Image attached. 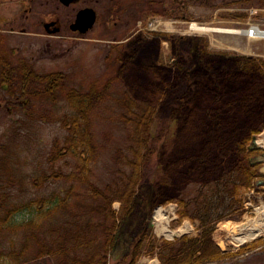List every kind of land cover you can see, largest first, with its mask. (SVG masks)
I'll list each match as a JSON object with an SVG mask.
<instances>
[{"label": "trees", "instance_id": "trees-1", "mask_svg": "<svg viewBox=\"0 0 264 264\" xmlns=\"http://www.w3.org/2000/svg\"><path fill=\"white\" fill-rule=\"evenodd\" d=\"M213 1L168 0L160 15L181 17L182 4L215 7ZM255 1L264 8V0ZM235 2L238 0L221 4ZM214 55L226 56L221 52ZM216 59H204L203 74H195L192 78L189 72L183 70L181 73L182 78L195 86L188 97L190 101L203 93L202 101L208 102L210 90L214 86L221 94L227 87L225 83L240 77L256 78L251 79L256 80V85L253 83L244 93L248 91L251 96L255 92H264V59L229 54L219 70L214 65ZM9 64L13 70L6 77L12 78L13 81H9L12 89L0 90L4 99L10 101L9 98L15 95L24 97V104H20L23 115L27 111L33 114L28 117L30 120H58L64 129V136L61 140L53 141L45 158L47 170L42 169L31 185L18 191L14 184H10V175L6 174V178L0 179V239L7 236L5 245L0 247V264H39L40 261L49 264H109L108 259L117 241V230L125 220L133 217L136 202L142 212L141 229L135 234L125 254L112 264H133L142 254L156 255L159 264H205L242 253L246 248L260 243L245 244L237 253L225 254L215 245L212 231L222 220H238L244 211V192L253 188L258 180H264L263 148L254 143L256 135L264 130V93L260 95L262 105L245 110L249 117L241 126V111L237 112L234 95L228 96L227 101L221 103L222 106L218 105V97L213 98L219 108H206L205 115L213 117L223 110L222 113L228 117L222 124L217 123L218 129H222L213 131L217 135L212 136L209 132L206 137L201 136L199 147L191 146V152L184 151L188 144L186 137L202 126L198 123L189 124L193 106H187V111L181 113L184 109L180 102L184 98H179L173 104L178 111L174 112L171 119L161 120L155 117L153 107L150 108L143 101L134 104L137 102L133 100L134 97L126 94L120 113V119L126 127L125 138L115 148L109 179L102 183L96 181L91 167L96 161L97 147L90 131L91 119L87 107L105 98L119 102L120 97L108 92L91 95L66 90L61 82L59 88L66 90L69 104L65 112L56 116L51 109L40 111L35 105V101L52 95L50 88H38V83L48 81L39 80L41 76L31 78L19 66ZM2 68L0 65V79L4 78L1 75ZM163 72L169 71L153 73L151 79L155 88L167 91L173 79H162ZM12 73L16 76L12 77ZM259 85H262L261 91ZM197 88L200 89L198 93ZM116 90L122 92L120 88ZM38 91L48 94L42 97ZM146 96L152 99L151 92H147ZM249 96L247 93L248 101ZM161 99L162 95L157 96L156 92L153 101ZM250 99L257 100L254 96ZM147 100V103H151ZM181 117L186 120L172 132L176 133L172 147H176V156L180 158L173 160L170 154L164 155L165 147L171 122ZM8 148L0 146V167L4 172L11 168L14 158L5 151ZM54 181L56 185L46 193H35L45 183ZM146 182L152 185L151 197L148 199L142 191V185ZM185 185L193 187L186 189ZM174 187L176 194L164 198L163 202H176L178 217L196 221L198 232L195 235L183 234L173 240L160 239L152 235L147 227L148 217L144 205L150 202L151 209L162 198L166 188ZM114 201H119L117 209L113 207Z\"/></svg>", "mask_w": 264, "mask_h": 264}, {"label": "rangeland", "instance_id": "rangeland-1", "mask_svg": "<svg viewBox=\"0 0 264 264\" xmlns=\"http://www.w3.org/2000/svg\"><path fill=\"white\" fill-rule=\"evenodd\" d=\"M17 1L0 0V16L3 15V17L9 18V15L15 12ZM167 1L138 0V5L134 10L137 11V15L139 16L136 17V20L128 23V25H126L125 17L123 21V18L119 19L114 16L111 19L116 20V23H113V21L108 22L107 20L110 19H108L106 10L104 11L103 6L97 4L96 12L98 13V18L93 28L83 35L70 34L73 37L65 40H56L57 38L55 39L46 35L33 36L20 35L17 32H4L6 34L7 46L2 49L4 50L3 54H6L5 56L12 63L15 64L17 60H23L24 63L32 66L33 70L37 73L51 72L55 73V76L60 74L61 79L59 81L64 84L66 90L71 89L91 95H101L104 92H108L120 97L119 102H115L114 100L109 101L108 98H105L100 103L96 102L95 104L97 105L90 103V107H87L88 115L91 119L90 131L94 144L97 147L96 161L91 167L94 178L98 182L105 183L109 179V171L112 167L115 148L121 145L125 138L126 127H124L123 121L120 119V113L126 94L128 97H134L133 100L137 101L134 104H137L138 101H143L150 108L153 107L155 117L161 120L171 119L174 112L178 111L173 104L179 98H184V101L180 102L184 109L181 113L187 111V106H193L192 115L188 119L189 124L198 123L202 124V126L198 127L194 133L189 134L190 137H186L188 144L184 147V151L187 152H191V146L193 145L195 148L199 147L198 141L201 136L206 137L209 132H211L212 136L217 135L213 131L222 130L218 129L217 123L222 124L228 117L227 114L222 113L223 110L213 117H207L204 113L206 108H219L218 105L225 103L229 98L228 96L234 95L237 112L241 111L239 118L241 126L242 123L248 121L246 119H248L249 115L245 110H252L257 108V105H262L263 103L260 97L264 93L261 91L262 85L258 86L261 93L251 92V96H254L257 99L256 101L250 99L251 96H249L250 93L248 91L244 93L253 83L256 85V80H251L256 79L255 77H250L249 79L240 77L235 81L227 82L225 83L227 87L221 94L213 85L214 89L210 90L208 102L204 103L202 101L201 95L203 93H200L198 97L190 101L188 97L191 95V91L195 89V86L187 79L181 77L182 71L179 67L175 69L177 67L175 65L166 68L171 69V71L163 72L161 75L162 79L164 77L173 79L169 89L166 91L160 87L155 88V83L152 82L151 78L152 74L156 73V71L150 68V66L151 60L157 51L156 41L159 37L161 41L158 49V60L169 64L170 62L174 63L175 60L178 61V59L182 61V57H187V68L192 78L195 74L204 73L205 66L203 65V61L206 58L214 59L217 57L214 61L217 70L222 68L223 62L229 54L264 59V37L249 38L242 33H222L212 30L197 32L191 30L188 26L190 22H200L201 25L206 27L242 29L253 23L264 29V8L259 7L255 0H238V2L228 5H223L221 2L229 0H214L212 5H215V7L182 4L180 12L183 11V15L181 17L160 15ZM35 2L47 3V0H35ZM48 2L51 3V1ZM59 9L63 15L69 14L68 9L61 7ZM154 11H156L155 14L153 13ZM129 15L132 14L129 12ZM139 19L142 20L141 25H139ZM150 22H155V29L148 30L150 28L148 23ZM139 26H142L143 29L137 31ZM13 27L17 30L19 25L17 24ZM1 28L7 30L10 27L3 25ZM134 31L135 34L141 32L145 41H142L140 44L138 42L137 44H132V39L135 36V34L132 35ZM130 35L132 38L128 39ZM115 44L118 47L113 48L112 46ZM200 47H202L201 50ZM12 49H14V53L11 51ZM117 49L119 50L118 52ZM217 52H221L226 56H215L214 53ZM200 55H203L205 58H200ZM121 59H125L126 61L123 68H119ZM0 65L3 67L6 65L4 58L0 60ZM13 76L15 77L16 74L12 73ZM9 81L12 82V78ZM39 86L42 87L43 84L38 83V88ZM119 88L122 89L123 94L122 92H117L118 90L116 89ZM53 89L50 90L52 91V95L49 94L48 98L43 97L48 94L46 91H38L39 95L43 98L40 101H35V105H37V109H40V111L42 109H48V111L51 109L57 116L68 109L69 101L66 97V90H60L58 85ZM254 89H256V86ZM196 91L198 93L200 89L197 88ZM147 92L152 93V99L146 96ZM156 92L157 96L158 94L162 95L161 101H153ZM247 93L249 101L246 98ZM216 97L220 100L218 105L213 99ZM4 98L5 96L0 92V146H9L10 149H5V151L14 158L11 168L6 172L1 170L0 167V179L10 175V184H14V188L20 191L23 187L31 185L35 176H38L42 169L47 170L46 155L53 141L55 139L61 140L64 136V129L58 120L48 121V118L30 120L28 117L33 116V114L27 111L23 115L20 104H24V97L15 95L9 98L10 101ZM146 100H150L151 103H147ZM92 105L94 106L92 107ZM185 120V117H181L178 121L175 122L174 120L171 122L170 125L171 131L164 155L170 154L173 160L179 159L180 156H176L178 154L176 147H172L173 137L176 134H172V132L178 124H182ZM263 134L264 130L256 135L255 140L263 148L261 158L264 164V145L259 141ZM204 142L205 140L202 141V143ZM56 164V167H58L59 162ZM54 182L45 183L35 193H46L50 188H53V185H56V182ZM185 186L186 189L188 187L192 189L193 187L189 185ZM175 190V187L166 188L162 198L151 209L149 208L150 202L144 205L145 209L148 210H145L148 217L147 227L150 229L151 234L157 238L173 240L182 234L195 235L198 232L196 221L178 217L176 202H163L164 198L176 194L177 191ZM142 191L147 199L151 197V183L146 182L143 184ZM243 196L245 197L244 211L239 219H225L222 221L231 220L240 222L245 218L253 217L256 207L264 203V180H258L253 188L244 192ZM159 206L162 208L163 222L170 229L185 227L184 231L175 233L172 236L165 235L160 230L164 223L161 225L157 220L156 214ZM113 207L117 209L119 201H114ZM141 213L139 203L136 202L133 217L125 220L117 230V241L108 259L109 264H112L125 254L127 247L130 246L132 240L135 238V234L140 231ZM218 223L212 231V239L219 247L218 240L222 238V234L217 231ZM6 239L7 236L0 239V243L2 242L0 247L5 245ZM257 241L260 243L246 248L242 253H237L242 245ZM221 252L225 254L236 252L237 254L205 264H264V237L243 242L233 250H222ZM157 263H159V260L156 255L142 254L133 264ZM39 264H49V262L40 261Z\"/></svg>", "mask_w": 264, "mask_h": 264}, {"label": "flooded vegetation", "instance_id": "flooded-vegetation-1", "mask_svg": "<svg viewBox=\"0 0 264 264\" xmlns=\"http://www.w3.org/2000/svg\"><path fill=\"white\" fill-rule=\"evenodd\" d=\"M48 1H51V3H49ZM17 2L18 3L16 5L15 12H12L9 15V18L3 17V15L0 16V60L4 58V61L6 63V65L2 68L3 71L1 72V75L4 76V78L0 79V90L12 89V86L9 84V79H7L6 77L8 73L12 72L13 70L9 64V62H12L7 59V57L5 56L6 54H3L4 50H2L7 46L6 34H4L5 31L8 33L17 32L20 35H46L55 39L57 38L56 40H65L67 38L73 37L70 34L83 35L89 30H91L94 24L96 23V20L98 18V13L96 12L97 4L103 6L104 11L106 10L108 19H110L107 20L108 22L113 21V23H116V20L114 21L111 19L114 16L115 18L117 17L119 19L123 18V21L125 17V21L127 23L126 25H128V23H130L132 20H136V17L139 16L137 15V11L134 10V8L138 5V0H120V2H118V0H69L67 3H65L63 0H47V3L35 2V0H18ZM60 7L68 9L69 14L63 15L61 13V10L59 9ZM130 7H132V9H130ZM86 8H91L95 11L96 19L94 24L90 29H88V31L81 33L79 29L73 28V24L77 13L80 10ZM129 12L132 15H129ZM139 21V25H141L142 20L139 19ZM17 24L19 25V27L17 30H15L13 26ZM3 25L9 26L10 28L7 30L2 29L1 26ZM38 29H40V31H38ZM141 29H143V27L139 26L137 28V31H140ZM149 29L151 30L152 28H148V30ZM135 31L132 35L135 34ZM131 38L132 36L130 35L128 39ZM142 41H145V39L141 35V32H139L135 34L134 38L132 39V44H137V42L140 44ZM160 41L161 38H157V51L151 60L150 68H153L157 73H160L163 70L171 71V69L166 68H170L172 65L176 66L178 64L179 66H177L175 69H178L179 67L182 72L183 70L184 72H189V69L187 68L188 63L186 62V58L182 57V61H179L178 59V61L175 60L174 63L170 62L169 64L163 63L158 60V49ZM11 51L14 53V49H12ZM125 63V59H121L119 68H122ZM14 65L19 66V68H22L25 74L30 75L31 78H33V76H41L39 80L48 81H43V86H39L40 89H53L57 85L59 87V80L61 79L60 74H58V76H55L56 74L51 72L37 73L33 70L32 66H29L28 64L24 63L23 60H17V63H15ZM4 80H7L8 82ZM56 80L58 82H56Z\"/></svg>", "mask_w": 264, "mask_h": 264}, {"label": "bare ground", "instance_id": "bare-ground-1", "mask_svg": "<svg viewBox=\"0 0 264 264\" xmlns=\"http://www.w3.org/2000/svg\"><path fill=\"white\" fill-rule=\"evenodd\" d=\"M190 29L193 31H216L222 33H240L242 30L238 29H224V28H208L202 25H198L195 22L190 23ZM249 35V30H246ZM250 37H264V32L257 28H253V32ZM249 37V38H250ZM260 143L264 145V134L260 138ZM157 220L159 224H163L160 229L167 236H172L175 233L184 231L185 227L179 229H170L164 221L162 208H157ZM217 231L222 234V238L218 240V244L222 250H233L237 248L243 242L253 240L258 237H264V203L257 206L255 215L250 218H245L240 222L231 220L220 221L218 223Z\"/></svg>", "mask_w": 264, "mask_h": 264}, {"label": "water", "instance_id": "water-1", "mask_svg": "<svg viewBox=\"0 0 264 264\" xmlns=\"http://www.w3.org/2000/svg\"><path fill=\"white\" fill-rule=\"evenodd\" d=\"M65 3H67L69 0H63ZM96 19L95 11L91 8H86L80 10L75 18L73 28L74 29H79L81 33L86 32L89 28L92 27ZM254 143H257L256 140ZM263 171H264V166H263ZM218 247V245H217ZM219 249L222 251V249L219 246Z\"/></svg>", "mask_w": 264, "mask_h": 264}, {"label": "built area", "instance_id": "built-area-1", "mask_svg": "<svg viewBox=\"0 0 264 264\" xmlns=\"http://www.w3.org/2000/svg\"><path fill=\"white\" fill-rule=\"evenodd\" d=\"M254 27L257 28V29H259L257 25L250 24L249 27L247 28L249 30V35L246 33L247 36H249V37L251 36V33L253 32V28ZM247 29H245L244 31L246 32ZM262 31L264 32V30H262ZM252 38H254V37H252Z\"/></svg>", "mask_w": 264, "mask_h": 264}]
</instances>
